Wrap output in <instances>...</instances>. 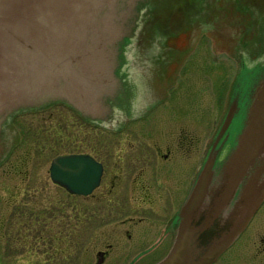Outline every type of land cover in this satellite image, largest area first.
Listing matches in <instances>:
<instances>
[{
    "label": "rangeland",
    "instance_id": "1",
    "mask_svg": "<svg viewBox=\"0 0 264 264\" xmlns=\"http://www.w3.org/2000/svg\"><path fill=\"white\" fill-rule=\"evenodd\" d=\"M129 1L132 8L122 17L118 12L119 23L126 28L137 21L138 30L122 46L124 65L116 71L122 92L109 99L118 106L113 116H123L118 103L123 101L125 89L130 92V113L139 116L155 105V98L150 96L153 88L166 100L161 107L170 110L175 107L177 91L191 95L203 87L208 97V129L212 130L221 119L223 93L226 97L238 70L246 77L252 66L264 61V0H146L140 13L133 9L135 0ZM138 39L142 40L140 50ZM63 103L21 106L6 113L0 122V264H41V260L45 264H94L95 251L85 252V245L93 234L98 241L106 235L101 234L106 228L102 214L108 204L81 197L84 216L76 238V195L50 177L49 166L57 153L94 147L91 139L96 130ZM185 103L186 98L176 106ZM243 117L237 121L235 132L242 129ZM107 125L114 130L120 128L111 122ZM14 167L20 169L15 172ZM89 213L92 219H99L96 231L89 230ZM258 213H264V202ZM29 238L35 249L31 253ZM41 244L57 250V254L42 252ZM166 252L152 249L146 253L137 246L122 248L104 264H129L135 259L138 264H152Z\"/></svg>",
    "mask_w": 264,
    "mask_h": 264
},
{
    "label": "water",
    "instance_id": "2",
    "mask_svg": "<svg viewBox=\"0 0 264 264\" xmlns=\"http://www.w3.org/2000/svg\"><path fill=\"white\" fill-rule=\"evenodd\" d=\"M145 1H134L136 13ZM129 3L0 0V122L15 108L49 101H64L87 118L109 117L118 108L110 97L122 92L116 73L124 65L122 46L138 30L137 21L126 28L119 23L132 8ZM229 93L208 154L178 211L173 242L152 264H212L264 202V61L246 77L238 70ZM244 98L242 129L216 166ZM50 171L70 191L87 194L99 184L102 164L84 153L58 154Z\"/></svg>",
    "mask_w": 264,
    "mask_h": 264
},
{
    "label": "flooded vegetation",
    "instance_id": "3",
    "mask_svg": "<svg viewBox=\"0 0 264 264\" xmlns=\"http://www.w3.org/2000/svg\"><path fill=\"white\" fill-rule=\"evenodd\" d=\"M221 90L222 87L217 90L218 97ZM151 91L150 96L155 98V105L146 114L139 116L130 113V92L126 91L125 98L120 102L123 116L119 119L113 116V110L107 118L104 115L87 118L68 103H63L96 130L91 139L94 146L92 149L64 150L56 154L84 153L93 156L102 164L99 184L90 193L72 192L64 184L54 181L49 166L52 181L69 194L76 195L74 226L77 239L84 216L81 213V197L89 198L93 203L99 201L108 204L106 213L102 214L106 228L101 234L106 233L105 237L98 241L97 235L93 234L89 244L85 245V252L95 251L94 264H104L114 251L122 248L132 249L137 246L146 253L152 249L168 251L174 239L178 211L208 154L210 136L215 135L218 123L209 131L208 97L207 90L203 87L193 91L194 94L191 92L192 96H197L194 99L185 91H177L176 104L184 103L185 98L186 103L180 107L175 104L170 110L163 109L161 106L166 100L156 95L154 88ZM224 94L221 98L224 102L222 112L226 106V97L230 93L226 97ZM246 98L240 102V114L232 123V129L228 128L225 133L216 166L234 145V128L236 121L241 119V112L245 110ZM110 122L120 125V128H110L107 125ZM212 131L214 132L210 135ZM13 169L17 172L20 168ZM259 209L247 227L212 264H264V213H258ZM30 210L33 211L32 206ZM86 216L89 218H85L86 222H90L89 230L95 228L96 231L99 219H92L91 213ZM55 235L60 239L64 238L58 233ZM41 237L46 241L44 234ZM30 238L28 248L31 253L35 249ZM40 246V250L46 254L54 255L58 252L48 248L47 244ZM40 263L45 264V261L41 260ZM138 263L135 259L129 264Z\"/></svg>",
    "mask_w": 264,
    "mask_h": 264
}]
</instances>
